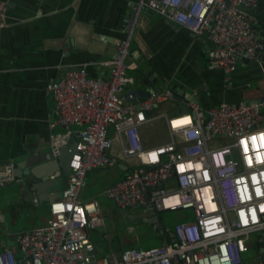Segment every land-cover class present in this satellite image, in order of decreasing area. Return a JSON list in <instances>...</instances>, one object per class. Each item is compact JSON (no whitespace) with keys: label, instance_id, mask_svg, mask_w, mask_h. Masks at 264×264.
<instances>
[{"label":"built area","instance_id":"built-area-1","mask_svg":"<svg viewBox=\"0 0 264 264\" xmlns=\"http://www.w3.org/2000/svg\"><path fill=\"white\" fill-rule=\"evenodd\" d=\"M255 3L134 0L122 18L124 35L116 50L97 61L107 69L106 77L90 76L79 65L45 83L53 112L47 124L50 154L56 157L74 138L68 173L59 195L48 201L46 220L9 232L14 242L0 250V264H244L242 254L250 241L253 264H264V96L205 108L189 102L170 115L153 113V107L171 98L167 88L148 87L133 101L125 97L133 81L126 54L140 10H152L193 35H204L211 43L206 68L227 75L238 58H259L262 41L247 10ZM6 7L0 0V28L6 24ZM156 118L164 121L167 139L144 144L140 127ZM70 124L78 127L71 129ZM113 140L117 156L134 159L104 189L115 206L140 205L159 212L191 208L193 216L162 228L173 233L172 239L97 256L89 231L104 224L103 215L98 200L81 198L80 191L87 170L114 162ZM13 175L14 162L8 160L0 169V185Z\"/></svg>","mask_w":264,"mask_h":264},{"label":"crops","instance_id":"crops-1","mask_svg":"<svg viewBox=\"0 0 264 264\" xmlns=\"http://www.w3.org/2000/svg\"><path fill=\"white\" fill-rule=\"evenodd\" d=\"M5 1L6 24L0 28V167L13 160L14 175L0 185V250L13 244L9 243V232L46 220L48 201L59 195L67 177L65 168L56 166L53 159L48 162L47 124L53 112L52 99L43 86L70 66L84 65L90 76L106 77L107 69L97 61L111 57L116 50L117 40L124 35L122 18L134 0ZM247 10L262 41L259 58H238L227 75L219 68H206L211 43L204 35H193L152 10H140L126 54L133 81L125 90L169 89L171 98L158 103L157 109L168 115L187 108L189 102L205 108L219 101L264 96V0H256ZM158 124L164 126L163 120ZM69 127L75 129L78 125ZM55 129L64 127L56 125ZM116 152L113 148L110 151L113 163L86 171L81 198L98 200L96 193H104L107 185L130 168ZM115 163L123 171L111 176L105 169ZM87 180L93 186L83 194ZM121 208L127 219L143 220L147 212L140 205ZM124 227L133 229L131 224ZM120 235L114 233L107 240L108 250L95 255L134 246L132 240L123 235L120 239ZM167 235L171 238L169 232ZM103 236L107 237L106 233ZM164 238L161 232L158 243ZM113 240L119 247L112 244Z\"/></svg>","mask_w":264,"mask_h":264},{"label":"rangeland","instance_id":"rangeland-1","mask_svg":"<svg viewBox=\"0 0 264 264\" xmlns=\"http://www.w3.org/2000/svg\"><path fill=\"white\" fill-rule=\"evenodd\" d=\"M134 72V71H133ZM135 74V72L133 73ZM141 80V79H140ZM139 81L135 78V82ZM157 104L154 107V113L158 112ZM163 106V104H162ZM161 121V118H156L153 121L145 123L140 127V136L143 139L144 144H153L161 141H165L167 139V133L165 131V124L164 126L158 123ZM164 123V121H163ZM73 126V125H72ZM112 131L109 128V133ZM144 137L145 139L144 141ZM213 144H210L212 146ZM216 145V144H214ZM113 150H118V143L117 141L113 140L112 143ZM119 159V158H117ZM130 167L133 165V162H128L126 160H122ZM106 173L110 174L111 176H116L117 172L121 173L123 169L118 168L116 163L110 165L108 168L105 169ZM92 174V172H91ZM91 180H87V184L84 185L82 192L83 194H87V191L93 186V183H90ZM96 197L100 202V207L103 212L104 224L100 226H96L94 229L91 230V234L93 236L94 245H95V252L99 254L100 252L107 251L109 246L107 244V240L112 237L114 233L118 236V233L121 235L119 236L120 239L123 237H127L129 240H132V245L138 247L150 246L158 244V236H160V229H155L153 225H150L149 222H145L138 217H134L133 219H127L123 213H121V209L115 204L111 198H109L105 193L99 192L96 193ZM45 208V207H44ZM140 212V209L136 207ZM47 211V209H46ZM141 213V212H140ZM193 216V212L191 208H181L175 210H164L160 211V221L162 225L172 227L174 222L182 221V220H189ZM126 224H131L133 229H127L124 227ZM105 232L106 236H103L102 233ZM250 236H254L253 233ZM114 240L112 244H114ZM243 257L245 259L246 264L252 263V257L255 255V247L254 243L250 241V245L247 251L243 252Z\"/></svg>","mask_w":264,"mask_h":264},{"label":"water","instance_id":"water-1","mask_svg":"<svg viewBox=\"0 0 264 264\" xmlns=\"http://www.w3.org/2000/svg\"><path fill=\"white\" fill-rule=\"evenodd\" d=\"M145 94V89L139 88V87H133V88H129L127 90H125V97L127 100L129 101H133L135 99V97H142ZM184 109V107H181ZM73 145H74V138L71 136L69 138V140L67 141L66 144L62 145L60 147V151L59 153L56 155V157H53L50 152H48V156L49 160L48 162L51 161V159H53V163L56 166H61L62 168H65L67 170L68 173V166H67V161H68V157L70 155V153L73 150ZM53 157V158H51ZM48 162H46V165H48ZM2 167V166H1ZM0 167V169H1ZM143 221H148V222H152L155 227H158L160 230L161 229V223L158 219V215H157V211L153 210L151 207L148 208V211L146 212V216L143 218ZM171 238L172 239V235L173 233L170 232ZM13 239L11 238V240L9 241V243H13ZM175 264V263H173Z\"/></svg>","mask_w":264,"mask_h":264},{"label":"trees","instance_id":"trees-1","mask_svg":"<svg viewBox=\"0 0 264 264\" xmlns=\"http://www.w3.org/2000/svg\"><path fill=\"white\" fill-rule=\"evenodd\" d=\"M157 215H158V219H159V221H160V212H157ZM104 219V218H103ZM160 223H161V221H160ZM162 227H164V225H162V223H161V229H162ZM155 229H156V227H155ZM163 234L165 233V236H166V238H168L169 236L167 235V233L168 232H165V231H161ZM89 236H90V239L94 242V240H93V236H92V234H91V231L89 232ZM115 245H116V247H119V245H118V243H114Z\"/></svg>","mask_w":264,"mask_h":264},{"label":"snow or ice","instance_id":"snow-or-ice-1","mask_svg":"<svg viewBox=\"0 0 264 264\" xmlns=\"http://www.w3.org/2000/svg\"><path fill=\"white\" fill-rule=\"evenodd\" d=\"M152 155H153V157H155V153H153Z\"/></svg>","mask_w":264,"mask_h":264},{"label":"clouds","instance_id":"clouds-1","mask_svg":"<svg viewBox=\"0 0 264 264\" xmlns=\"http://www.w3.org/2000/svg\"><path fill=\"white\" fill-rule=\"evenodd\" d=\"M157 212H159V211H157ZM163 228V227H162ZM162 231H163V229H162Z\"/></svg>","mask_w":264,"mask_h":264}]
</instances>
